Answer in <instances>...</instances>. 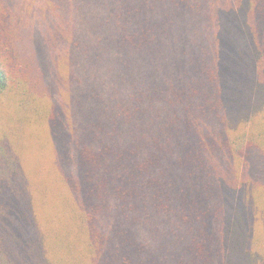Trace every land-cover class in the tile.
<instances>
[{"label": "trees", "instance_id": "1", "mask_svg": "<svg viewBox=\"0 0 264 264\" xmlns=\"http://www.w3.org/2000/svg\"><path fill=\"white\" fill-rule=\"evenodd\" d=\"M47 2L109 90L68 129L0 0V264H264V0ZM32 123L68 147L28 171Z\"/></svg>", "mask_w": 264, "mask_h": 264}, {"label": "rangeland", "instance_id": "2", "mask_svg": "<svg viewBox=\"0 0 264 264\" xmlns=\"http://www.w3.org/2000/svg\"><path fill=\"white\" fill-rule=\"evenodd\" d=\"M19 3V22L16 26L17 39L15 40L16 48L21 59H25L30 68V76L35 87L44 92L45 98L47 97V83L54 85L56 90V97L59 104L62 102L74 104L79 103L81 111L77 110V113L70 111V114L63 118V124L68 129L82 123L84 119V111H88L90 106L96 105L93 98L88 94L92 93L90 86L94 82H100L101 91L99 96L104 91L109 90L108 80L102 76L107 74L106 69H99L95 75L93 70L87 67L88 72H85V66L79 67L81 61H83L84 55L81 53L78 47L79 31L75 24V31L73 32L69 28L65 21V18H56L58 15H63V10L66 5L61 4H49L47 0H17ZM67 11V10H65ZM74 11L71 10L70 14L66 16L68 22L73 18ZM63 22V23H62ZM58 23H62L65 29L60 27V35L57 37L55 28ZM51 32L55 34V38L51 40ZM49 47V49L47 48ZM69 51V53H68ZM63 55L70 57L69 63L71 68L68 70V78L66 80L63 77L56 75L55 69L60 68V63H63ZM52 56L55 57V61H52ZM58 57V59H57ZM75 63H78V67H75ZM57 77V78H56ZM55 78V79H54ZM102 99V98H101ZM68 129L62 130L65 135ZM23 137V149L22 159L24 169L30 170L34 167L36 158L41 157L42 162L47 166V157H49L50 142H47V135L51 136L53 150L64 151L67 143L65 137L63 138L61 132L56 133L55 137L50 132L47 134V127L42 130L41 127L36 124L26 125ZM68 147V146H67Z\"/></svg>", "mask_w": 264, "mask_h": 264}]
</instances>
